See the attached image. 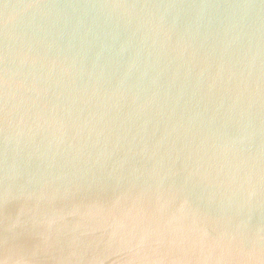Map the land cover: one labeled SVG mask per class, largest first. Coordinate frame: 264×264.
<instances>
[{
  "label": "water",
  "instance_id": "obj_1",
  "mask_svg": "<svg viewBox=\"0 0 264 264\" xmlns=\"http://www.w3.org/2000/svg\"><path fill=\"white\" fill-rule=\"evenodd\" d=\"M0 264H264V0H0Z\"/></svg>",
  "mask_w": 264,
  "mask_h": 264
}]
</instances>
